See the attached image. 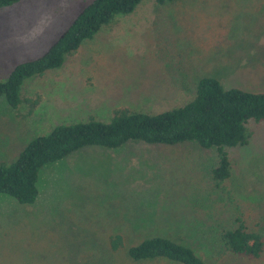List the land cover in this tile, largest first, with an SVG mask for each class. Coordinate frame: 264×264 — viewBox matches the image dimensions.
Instances as JSON below:
<instances>
[{
  "label": "rangeland",
  "instance_id": "obj_1",
  "mask_svg": "<svg viewBox=\"0 0 264 264\" xmlns=\"http://www.w3.org/2000/svg\"><path fill=\"white\" fill-rule=\"evenodd\" d=\"M89 1L0 7V80L40 55ZM203 76L264 92V0H140L114 16L58 68L26 78L15 108L0 97V163L57 124L181 106ZM247 129L245 144L224 147L230 176L219 188L209 176L215 148L193 141L84 146L45 164L33 203L0 193V264H178L128 258L126 247L154 235L210 264H264V250L248 259L214 237L238 217L264 238V123Z\"/></svg>",
  "mask_w": 264,
  "mask_h": 264
},
{
  "label": "trees",
  "instance_id": "obj_2",
  "mask_svg": "<svg viewBox=\"0 0 264 264\" xmlns=\"http://www.w3.org/2000/svg\"><path fill=\"white\" fill-rule=\"evenodd\" d=\"M19 0H0V7ZM140 0H90L38 56L16 63L0 80V97L11 107L19 103L22 82L33 75L58 68L64 56L91 38L118 14L131 12ZM162 4L171 0H154ZM264 123V92L238 87L224 88L211 76L195 82L194 96L174 108L156 113L118 109L105 121L88 118L57 124L29 139L7 164L0 163V193L22 204L37 196L39 170L84 146L118 148L127 142L176 144L193 141L202 148H215L216 161L209 170L213 185L219 188L230 176V162L224 147L247 142L249 124ZM235 225L215 234L219 249L248 259L264 250L263 234L248 228L236 217ZM119 239L118 236L115 237ZM114 248V241L110 242ZM132 261L162 258L178 264H210L189 246L165 236L144 237L125 249Z\"/></svg>",
  "mask_w": 264,
  "mask_h": 264
}]
</instances>
